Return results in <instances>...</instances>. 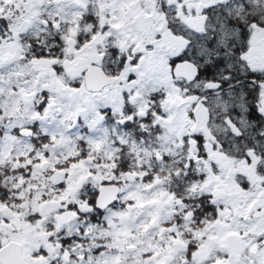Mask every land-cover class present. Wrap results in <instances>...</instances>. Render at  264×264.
<instances>
[{
	"label": "snow or ice",
	"instance_id": "6c2138e0",
	"mask_svg": "<svg viewBox=\"0 0 264 264\" xmlns=\"http://www.w3.org/2000/svg\"><path fill=\"white\" fill-rule=\"evenodd\" d=\"M0 264H264V0H0Z\"/></svg>",
	"mask_w": 264,
	"mask_h": 264
}]
</instances>
